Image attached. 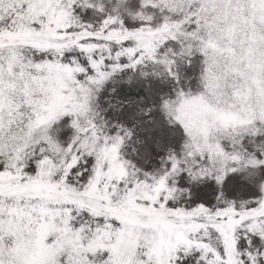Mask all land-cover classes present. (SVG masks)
<instances>
[{
    "label": "snow or ice",
    "instance_id": "1",
    "mask_svg": "<svg viewBox=\"0 0 264 264\" xmlns=\"http://www.w3.org/2000/svg\"><path fill=\"white\" fill-rule=\"evenodd\" d=\"M0 264H264V0H0Z\"/></svg>",
    "mask_w": 264,
    "mask_h": 264
}]
</instances>
